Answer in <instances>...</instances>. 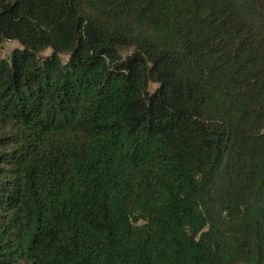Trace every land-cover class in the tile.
Here are the masks:
<instances>
[{
    "label": "trees",
    "instance_id": "obj_1",
    "mask_svg": "<svg viewBox=\"0 0 264 264\" xmlns=\"http://www.w3.org/2000/svg\"><path fill=\"white\" fill-rule=\"evenodd\" d=\"M7 41L0 264H264V0H0Z\"/></svg>",
    "mask_w": 264,
    "mask_h": 264
},
{
    "label": "rangeland",
    "instance_id": "obj_2",
    "mask_svg": "<svg viewBox=\"0 0 264 264\" xmlns=\"http://www.w3.org/2000/svg\"><path fill=\"white\" fill-rule=\"evenodd\" d=\"M20 44L18 42L15 41H7L5 42L4 46H3V50L1 51L0 56L1 57H7L9 56V54L11 53V51L16 48L19 47ZM51 53V50H47L44 55H49ZM157 87V85L152 84L150 86L151 91L155 90V88Z\"/></svg>",
    "mask_w": 264,
    "mask_h": 264
}]
</instances>
